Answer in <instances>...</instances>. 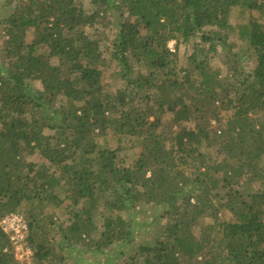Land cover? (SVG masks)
<instances>
[{
	"label": "trees",
	"instance_id": "1",
	"mask_svg": "<svg viewBox=\"0 0 264 264\" xmlns=\"http://www.w3.org/2000/svg\"><path fill=\"white\" fill-rule=\"evenodd\" d=\"M88 1L9 0L0 219L26 207L34 264H64L74 243L101 253L132 242L133 220L122 213L156 204L166 221L124 264H264V0ZM237 8L251 14L234 24ZM110 9L120 17L107 48L97 36ZM195 37L186 59L169 46ZM220 53L225 77L213 62ZM247 57L253 70L242 65ZM107 70L121 83L115 91ZM111 128L139 139L131 164L100 144ZM35 153L44 162L29 161ZM61 190L83 205L57 228L42 211L59 204ZM18 263L0 227V264Z\"/></svg>",
	"mask_w": 264,
	"mask_h": 264
},
{
	"label": "rangeland",
	"instance_id": "2",
	"mask_svg": "<svg viewBox=\"0 0 264 264\" xmlns=\"http://www.w3.org/2000/svg\"><path fill=\"white\" fill-rule=\"evenodd\" d=\"M19 0H12V5H15ZM9 0H0V49L3 47L4 41L6 39L5 30L1 20L10 13L12 10L10 6H8ZM86 6L89 5V1L86 0ZM253 16L258 17L259 12L254 11L252 12ZM250 12H245L241 8L235 9L231 15V21L234 24L238 22L246 21L250 17ZM120 17V14L117 13L114 9H110L107 20L108 25L106 28V32L102 35H98L105 46L108 48L111 44L110 39L115 34L117 30V21ZM264 21V18L262 19ZM107 23V22H106ZM89 31V30H88ZM235 32H238L236 29ZM97 35V34H96ZM195 42H200V37H195L190 41H180L171 40L169 42V46L172 50H176L181 59H186L193 51L194 47L193 44ZM178 44V45H176ZM178 47V48H177ZM223 53L216 54L213 59L214 64L219 66L223 70L224 77L229 75L227 64L223 61ZM56 63L58 62L56 59L54 60ZM242 65L244 66L246 71H250L254 69L255 61L252 57H247L243 60ZM112 70V69H111ZM111 70H107L105 76V82L109 84V90L115 91L117 86H120L121 83H118V80L111 75ZM223 76V75H222ZM228 80L233 81L235 84L237 83V79L228 78ZM37 86H41L39 81L36 82ZM223 117H227L231 114L230 111H223ZM172 115L168 114L165 116V122L168 124L172 120ZM215 124V121L213 122ZM176 126L173 127V130H176ZM163 129L168 132L170 129L166 126H163ZM47 132H50L47 130ZM99 142L101 145L108 146L112 149H117L120 154V157L125 161V164H131L141 153L142 146L139 143V139L132 135H120L116 133L112 128L108 130V133L105 137H100ZM29 161H33L36 163L44 162V159L40 156L39 153H35L28 157ZM261 165L264 166V157L261 161ZM248 187V189L256 190L262 187L261 183L256 182L252 184L244 185L243 188ZM58 201L59 204L54 205H47L44 210L42 211V216H44V221L47 220L50 214L54 221L55 226L60 228L62 225L66 226L70 224L74 219V212L76 209H80L83 205L81 203L78 206L72 204L71 200L66 197L65 191H60L58 193ZM26 207L20 209L21 213H24L28 216L26 212ZM40 209V208H39ZM39 209H36L39 211ZM102 207H100L99 212H102ZM123 216L127 218H131L133 220V227H134V239L132 242L124 243H114L110 247L106 248L105 251H94V247L89 248V246L83 245L81 243H74L71 247L65 248L63 254L65 257L63 258L64 264H124L125 261L135 252L138 248V245L141 242L146 241L150 237H154L157 231V227L159 224L164 223L166 218L162 216V207L156 204H146L144 206H139L137 209L132 211V213L123 212ZM231 217V213L228 211H224L221 215V218H228ZM99 225L102 227V220L97 218ZM207 221V220H205ZM48 221H45V224ZM201 226L197 225L195 227L196 233H201ZM102 229H99L97 232L93 234L94 238H98L99 232ZM73 244V243H72ZM18 261V260H17ZM34 261L36 262L37 259L34 257ZM19 262V261H18ZM18 264H21L20 262Z\"/></svg>",
	"mask_w": 264,
	"mask_h": 264
},
{
	"label": "built area",
	"instance_id": "3",
	"mask_svg": "<svg viewBox=\"0 0 264 264\" xmlns=\"http://www.w3.org/2000/svg\"><path fill=\"white\" fill-rule=\"evenodd\" d=\"M0 227L7 234L16 259L21 264H34V251L29 240V221L21 212H12L0 219Z\"/></svg>",
	"mask_w": 264,
	"mask_h": 264
}]
</instances>
